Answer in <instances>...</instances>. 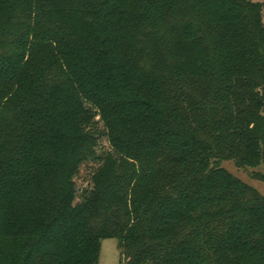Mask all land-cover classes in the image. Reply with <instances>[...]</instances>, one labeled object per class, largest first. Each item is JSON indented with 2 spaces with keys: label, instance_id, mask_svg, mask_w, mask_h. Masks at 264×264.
Here are the masks:
<instances>
[{
  "label": "trees",
  "instance_id": "obj_1",
  "mask_svg": "<svg viewBox=\"0 0 264 264\" xmlns=\"http://www.w3.org/2000/svg\"><path fill=\"white\" fill-rule=\"evenodd\" d=\"M185 1L0 0V264H264V1Z\"/></svg>",
  "mask_w": 264,
  "mask_h": 264
},
{
  "label": "rangeland",
  "instance_id": "obj_2",
  "mask_svg": "<svg viewBox=\"0 0 264 264\" xmlns=\"http://www.w3.org/2000/svg\"><path fill=\"white\" fill-rule=\"evenodd\" d=\"M254 1H264V0H254ZM188 3H193L192 0H188L185 2H180L183 6H185L184 10L178 14V16H188L191 12V7H187ZM172 14V11L170 12ZM175 11L173 12L174 15ZM264 18V12H263ZM110 146L106 138L100 139L98 152L100 155L104 154L105 150H109ZM224 166L234 173L236 176L241 178L242 180L246 181L250 185L254 186L260 192L264 193V181L255 179L252 177L251 170H245L243 168H239L235 165L232 161H226ZM259 171L264 172V166H260L258 168ZM88 182V181H87ZM86 181H80L81 188H87L89 184ZM121 256H120V249L118 247V241L114 238H107L102 241L101 246V253H100V260L99 264H120Z\"/></svg>",
  "mask_w": 264,
  "mask_h": 264
}]
</instances>
